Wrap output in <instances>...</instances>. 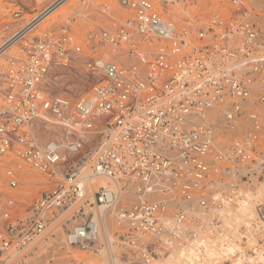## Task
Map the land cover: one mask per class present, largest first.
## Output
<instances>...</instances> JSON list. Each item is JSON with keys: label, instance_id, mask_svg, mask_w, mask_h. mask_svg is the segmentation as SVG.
<instances>
[{"label": "built area", "instance_id": "2783aa9c", "mask_svg": "<svg viewBox=\"0 0 264 264\" xmlns=\"http://www.w3.org/2000/svg\"><path fill=\"white\" fill-rule=\"evenodd\" d=\"M249 1L211 0L215 12L199 26L173 21L154 0H120L134 18L87 36L96 81L75 98L47 89L53 68L84 53L67 29L19 36L37 18L0 45V161L13 153L52 186L17 220L0 191V264L21 263L56 233L70 248L116 246L154 264L158 242L172 247L199 211L220 206L264 146V38ZM102 46L121 50V63L98 54ZM40 126L59 137L41 141ZM5 175L17 189L15 172ZM95 208L113 209L114 232Z\"/></svg>", "mask_w": 264, "mask_h": 264}, {"label": "rangeland", "instance_id": "374dc122", "mask_svg": "<svg viewBox=\"0 0 264 264\" xmlns=\"http://www.w3.org/2000/svg\"><path fill=\"white\" fill-rule=\"evenodd\" d=\"M154 1L169 13L173 21L180 24L194 20L199 21L195 24L199 25L215 12L211 0ZM249 5L264 38V0H250ZM17 11L21 13L19 19L13 17ZM46 12L49 18L28 32L25 40L38 38L46 32L57 34L63 29L68 30L74 41L83 47L84 53L67 68H53L47 89L53 94L78 97L96 81L85 69V63L91 55L87 36L126 24L134 18V12L122 7L120 0H0V45L13 36L17 37L18 32ZM18 48L19 44L9 50L7 55H15ZM98 54L121 63V50L102 46ZM38 130L40 133L46 132L40 135L43 142L54 140L60 135L56 127L40 126ZM258 155L253 164L238 167L237 183L234 182L236 188L227 192L219 201V207L199 211L200 218L192 226L193 233L181 234L172 247L159 242L154 246L157 253L154 264H264V219L261 217L264 215V146ZM81 157L75 158V161ZM8 170L14 171L17 176L19 186L15 190L8 186L5 175ZM227 177V182L231 183L232 177ZM97 183L101 186L110 182L102 180ZM51 187L45 175L21 163L15 154L1 159L0 191L5 199L12 198L15 201V220L30 218L28 213L32 206L42 194L52 190ZM106 209L95 208L93 211L97 221L101 220L105 212L108 227L110 225L114 232L113 209L110 212ZM80 221L79 218L77 223ZM26 222L28 228L31 221L28 219ZM14 226L17 235L21 229L17 228L16 223ZM110 251L96 255L70 248L64 236L56 233L19 264H138L136 254L130 249L115 246Z\"/></svg>", "mask_w": 264, "mask_h": 264}, {"label": "bare ground", "instance_id": "6f19581e", "mask_svg": "<svg viewBox=\"0 0 264 264\" xmlns=\"http://www.w3.org/2000/svg\"><path fill=\"white\" fill-rule=\"evenodd\" d=\"M49 18V16H48V13H43V16H41L39 19H38V21L37 22H35V23H33V25H31V26H34L35 24H37L36 26H34L33 28H31V29H34L35 27H37L38 25H40L41 23H43L45 20H47ZM31 30H29V31H24V32H22L19 36H21V35H25V34H27L28 32H30ZM19 36L18 37H16L15 38V40L13 41V43L11 44V45H14L16 42V40L19 38Z\"/></svg>", "mask_w": 264, "mask_h": 264}, {"label": "crops", "instance_id": "0c3cea01", "mask_svg": "<svg viewBox=\"0 0 264 264\" xmlns=\"http://www.w3.org/2000/svg\"><path fill=\"white\" fill-rule=\"evenodd\" d=\"M235 260H237V258Z\"/></svg>", "mask_w": 264, "mask_h": 264}]
</instances>
